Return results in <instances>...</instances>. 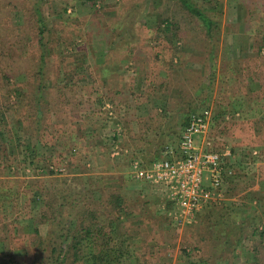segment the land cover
Instances as JSON below:
<instances>
[{
    "label": "rangeland",
    "instance_id": "1",
    "mask_svg": "<svg viewBox=\"0 0 264 264\" xmlns=\"http://www.w3.org/2000/svg\"><path fill=\"white\" fill-rule=\"evenodd\" d=\"M192 1L210 14L221 11V30L213 47L200 20L188 15L177 0H91L85 4L68 0L66 12L59 0H50L45 17L56 39L50 45L56 48L48 59L47 81L70 86L61 115L80 137L82 152L92 147L110 152L88 156L83 162L74 158L71 165L55 157L54 164L44 163L41 168L58 175L57 185L75 190L84 187L76 179L84 166L95 175L104 172L105 182L112 187L122 183L123 197L132 209L124 222L133 229L130 239L140 255L134 264H257L254 250L264 264V236L260 235L264 232V87L248 74L252 66L245 69L250 60L256 64L262 60L264 81V0ZM165 18L176 23L166 33H177L175 43L160 30ZM101 54L108 55L106 66L112 73L106 74L107 69L98 64ZM108 84L123 93L110 92L105 88ZM148 94L154 95L153 104L146 100ZM104 95L117 100L123 115L126 101H132L128 102L132 106L136 102V112L143 117L141 122L133 118L130 133L118 136L114 146L108 137L114 133L115 112H108L105 122L104 109L96 101ZM220 105L230 109L221 117L217 116ZM204 108L210 111L209 125L205 133L193 136L194 143L228 152L234 169L221 199L212 203L215 208L210 216L216 228L209 235V217L201 219L200 214L191 223H174L169 216L173 204L164 210L161 191L135 178L130 168L132 158L150 161L174 150L183 128L181 117ZM48 117L55 121L52 113ZM17 120L12 111L6 114L4 123L13 129V139L7 143L0 138L6 155L9 144L17 145L8 172L21 178L41 174L43 170L20 160L26 134ZM46 140L54 142L50 136ZM42 154L48 155L49 148L39 147L38 155ZM113 165L116 170H111ZM230 240H235V249Z\"/></svg>",
    "mask_w": 264,
    "mask_h": 264
},
{
    "label": "trees",
    "instance_id": "2",
    "mask_svg": "<svg viewBox=\"0 0 264 264\" xmlns=\"http://www.w3.org/2000/svg\"><path fill=\"white\" fill-rule=\"evenodd\" d=\"M87 1L91 0H81L82 4ZM59 2L64 4L62 10L66 12L68 0ZM177 2L188 15L200 20L206 38L213 47L221 30V11L214 10L210 14L192 0ZM49 3L50 0H0V138H4L7 143L13 139V129L4 123L6 114L12 111L26 134L20 160L34 170H43L41 174L25 178L10 174L8 170L12 168L13 161L11 153L13 154V147L16 148L17 145L9 144V155H6L7 152L1 148L0 143V264H134L140 255L130 239L133 229H129L124 222V217L131 214L132 209L123 197L120 189L122 183L118 187H112L105 182L104 172L95 175L92 174V168L84 166L80 175H76L79 182L83 181L84 187L75 190L69 185H57V180L60 179L58 175H53L51 169L45 172L41 168L44 163L54 164L52 161L55 157L58 161L66 159L68 165H71L74 158L83 162L88 156H104V152H110L107 148L100 151L96 147L86 150L85 154L82 152L80 137L74 133L68 118L61 115L63 104L69 101L66 90H71L70 86L67 83L60 86L47 81L48 59L56 48L52 47L56 40L53 29L49 27L45 17ZM162 21L163 28L160 30L165 35L176 26V23L167 18ZM176 34L172 31L170 36L166 35L167 39L175 43ZM261 48L262 43L257 46L259 55ZM100 56L102 63L98 64L107 69L108 55ZM250 61L245 69L252 66L253 70L248 74L260 80L264 87L260 66L262 60L257 64ZM112 71L104 70L106 74ZM105 88L112 93L114 89L116 95L123 93L117 86L110 84ZM129 89L132 94V88ZM153 96L147 95L149 104L155 102ZM104 99L109 101L105 102ZM96 101L102 106L101 111L104 109L102 112L105 114V122L107 113L115 112L112 121L114 133L108 137L111 146L115 145L118 136L130 133L133 118L139 122L143 120L136 112V102L132 106V101H126V115H122L115 98L104 95L98 96ZM107 103L109 107L105 106ZM235 105L234 101L232 108L235 109ZM229 110L220 105L217 116L221 117ZM50 113L55 117L54 122L49 121ZM188 117L189 115L181 117L182 127L187 123ZM47 136L54 142L47 141ZM43 146L49 148V154L39 156L38 148ZM110 167L111 170H116L114 165ZM84 174L88 175L83 177ZM158 189L165 201L166 208L163 209L168 210L171 201L163 190ZM214 208L213 204L205 205L197 214L198 217L201 214V219L209 217V222L206 220L208 235L215 233V220L210 216ZM150 216L153 217V213ZM234 231L237 234L239 230L236 227ZM260 233L263 237L264 232ZM231 246L236 248L235 240L231 241ZM151 259H154L153 256ZM253 259L257 264H262L256 250Z\"/></svg>",
    "mask_w": 264,
    "mask_h": 264
},
{
    "label": "built area",
    "instance_id": "3",
    "mask_svg": "<svg viewBox=\"0 0 264 264\" xmlns=\"http://www.w3.org/2000/svg\"><path fill=\"white\" fill-rule=\"evenodd\" d=\"M209 121L206 108L190 113L174 150L154 160L132 158L130 162L135 178L167 195L173 204L169 216L177 224L195 221L205 205L219 201L224 183L234 174L228 152L210 151L194 143L193 136L205 133Z\"/></svg>",
    "mask_w": 264,
    "mask_h": 264
},
{
    "label": "crops",
    "instance_id": "4",
    "mask_svg": "<svg viewBox=\"0 0 264 264\" xmlns=\"http://www.w3.org/2000/svg\"><path fill=\"white\" fill-rule=\"evenodd\" d=\"M107 104H108V103H107ZM145 111H146V110H144V112H145ZM122 115H123V114H122ZM116 146H117V145H116ZM118 147H119L120 150H123V151L125 150V149H122L120 146H118Z\"/></svg>",
    "mask_w": 264,
    "mask_h": 264
}]
</instances>
